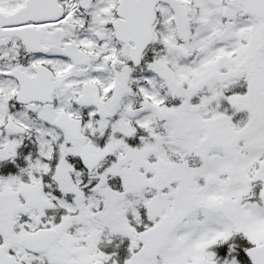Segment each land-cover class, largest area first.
Listing matches in <instances>:
<instances>
[{
	"label": "snow or ice",
	"instance_id": "obj_1",
	"mask_svg": "<svg viewBox=\"0 0 264 264\" xmlns=\"http://www.w3.org/2000/svg\"><path fill=\"white\" fill-rule=\"evenodd\" d=\"M0 264H264V0H0Z\"/></svg>",
	"mask_w": 264,
	"mask_h": 264
}]
</instances>
